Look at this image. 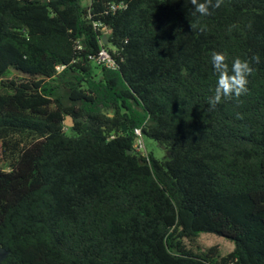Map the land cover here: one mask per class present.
Listing matches in <instances>:
<instances>
[{
  "label": "trees",
  "instance_id": "16d2710c",
  "mask_svg": "<svg viewBox=\"0 0 264 264\" xmlns=\"http://www.w3.org/2000/svg\"><path fill=\"white\" fill-rule=\"evenodd\" d=\"M191 13L0 0L2 264H264V0ZM103 48L113 69L90 58ZM213 51L260 58L214 110ZM135 129L168 158L137 152ZM202 233L234 249L195 251Z\"/></svg>",
  "mask_w": 264,
  "mask_h": 264
},
{
  "label": "clouds",
  "instance_id": "9594fccd",
  "mask_svg": "<svg viewBox=\"0 0 264 264\" xmlns=\"http://www.w3.org/2000/svg\"><path fill=\"white\" fill-rule=\"evenodd\" d=\"M224 0H187L192 6V16L206 17L212 15V10L218 9ZM197 24H191V29H195ZM204 32L205 27L199 29ZM231 31V27L229 29ZM259 56H253L251 59L236 58L231 67L227 63L225 53L213 51L211 53V63L215 73L218 76L214 95L209 97L208 103L210 109H215L222 102V99L239 98L248 93V77L251 76L255 69L252 63H259ZM237 119H243V115L236 114Z\"/></svg>",
  "mask_w": 264,
  "mask_h": 264
},
{
  "label": "rangeland",
  "instance_id": "374dc122",
  "mask_svg": "<svg viewBox=\"0 0 264 264\" xmlns=\"http://www.w3.org/2000/svg\"><path fill=\"white\" fill-rule=\"evenodd\" d=\"M72 122V121H71ZM65 124L67 126H72L73 122L70 123V120L68 117H65ZM142 136V135H141ZM142 145L144 146V150H146V153H152L153 156L157 159H164L168 158V151L160 146L157 142L154 140L148 138L147 136H142ZM0 169L9 171L10 170V162L7 160H4L1 155V148H0ZM197 246V247H196ZM196 246H193V249L195 251H198L199 249L201 251L207 250L209 247L217 246L220 252V255L224 256L231 252L234 249V243L231 241H228L224 239L223 237L214 235V234H208V233H202L200 234Z\"/></svg>",
  "mask_w": 264,
  "mask_h": 264
},
{
  "label": "built area",
  "instance_id": "2783aa9c",
  "mask_svg": "<svg viewBox=\"0 0 264 264\" xmlns=\"http://www.w3.org/2000/svg\"><path fill=\"white\" fill-rule=\"evenodd\" d=\"M82 1H86V2H91V0H82ZM125 6L122 3L119 4H111L110 5V10L112 11H116L118 9H123ZM91 59H95L96 63L99 65H102L108 69H113L115 67L113 60L111 59V56L109 55V53L107 52V50H105L104 48L101 49L98 53V55L96 57H90ZM63 69V67H57V70L60 72ZM134 133L136 135V141L134 144V149L137 152H142L145 153L144 150V146L142 145V134H141V130L140 129H135Z\"/></svg>",
  "mask_w": 264,
  "mask_h": 264
},
{
  "label": "water",
  "instance_id": "95a60500",
  "mask_svg": "<svg viewBox=\"0 0 264 264\" xmlns=\"http://www.w3.org/2000/svg\"><path fill=\"white\" fill-rule=\"evenodd\" d=\"M103 44H106L107 43V37L104 36L103 38ZM68 119L70 120V123H72V119L71 117H68ZM125 130H126V127H125ZM129 154H132L133 152L132 151H129L128 152ZM10 254L9 251H7L4 247H2V245L0 244V264H2V262L6 259V257Z\"/></svg>",
  "mask_w": 264,
  "mask_h": 264
}]
</instances>
